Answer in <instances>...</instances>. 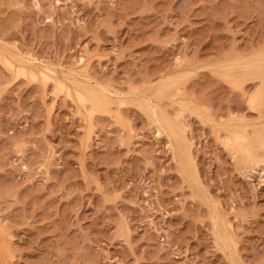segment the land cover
Wrapping results in <instances>:
<instances>
[{
    "label": "rangeland",
    "instance_id": "obj_1",
    "mask_svg": "<svg viewBox=\"0 0 264 264\" xmlns=\"http://www.w3.org/2000/svg\"><path fill=\"white\" fill-rule=\"evenodd\" d=\"M0 241V264H264V0H0Z\"/></svg>",
    "mask_w": 264,
    "mask_h": 264
},
{
    "label": "bare ground",
    "instance_id": "obj_2",
    "mask_svg": "<svg viewBox=\"0 0 264 264\" xmlns=\"http://www.w3.org/2000/svg\"><path fill=\"white\" fill-rule=\"evenodd\" d=\"M25 68V67H24ZM29 68H30V66H29ZM37 68V67H36ZM26 69V68H25ZM38 69V68H37ZM29 70V69H28ZM31 70H32V68H31ZM30 71V70H29ZM34 71V70H33ZM30 72H32V71H30ZM37 71H35L34 72V74L36 73ZM38 72H39V70H38ZM38 75V74H37ZM77 75V74H76ZM57 79V78H56ZM43 80V79H42ZM76 80V79H75ZM90 80V79H89ZM77 81V80H76ZM74 83V82H73ZM78 83H80V82H78ZM59 85V84H58ZM65 85V84H64ZM82 85V84H81ZM69 87V86H68ZM71 87V86H70ZM82 87H83V85H82ZM60 88V87H59ZM89 88H91V87H89ZM71 89V88H70ZM84 89V88H83ZM86 89V88H85ZM92 90H93V88H92ZM96 90V89H95ZM65 92V91H64ZM70 92H73V90L72 91H70ZM85 92V91H84ZM88 92V91H87ZM92 92V91H91ZM94 92V91H93ZM92 92V93H93ZM66 93V92H65ZM100 93V92H99ZM73 94V93H72ZM98 94V93H97ZM96 94V95H97ZM101 94H102V92H101ZM100 94V95H101ZM70 95V94H69ZM90 95V94H89ZM73 96V95H72ZM97 96H99V94L97 95ZM79 98L81 99V100H83V99H85L86 97H85V95H84V93H79ZM104 98H106V97H104ZM107 99V98H106ZM148 101V100H147ZM148 103V102H147ZM96 107V106H95ZM153 108V107H152ZM151 108V109H152ZM97 109H99V108H97ZM151 111V110H150ZM153 111V110H152ZM152 113H155V112H152ZM151 113V114H152ZM155 116V115H154ZM157 116H158V118H159V115L157 114ZM155 118V117H154ZM157 118V117H156ZM155 118V121L157 120ZM154 120V119H153ZM165 120V119H164ZM161 121V120H160ZM158 125H159V123L158 122H156ZM162 124H163V122H161ZM170 123V122H169ZM166 123H164V125H165ZM174 124V123H173ZM169 125V124H168ZM175 125V124H174ZM160 126V125H159ZM162 126V125H161ZM166 126V125H165ZM171 126H173L172 124H171ZM167 127V126H166ZM175 127H177V126H175ZM161 128V127H160ZM163 128V127H162ZM169 128V127H168ZM180 128V127H179ZM164 129V128H163ZM174 129V128H173ZM178 129V128H177ZM180 130V129H179ZM167 131V130H166ZM170 131V130H169ZM175 131V130H174ZM177 131V130H176ZM234 131V130H233ZM174 134H176V133H174ZM181 134V133H180ZM247 135V134H246ZM171 138L173 137L172 136V134H171V136H170ZM180 137V136H179ZM176 138V137H175ZM172 139H174V138H172ZM178 139H181V138H178ZM232 139V138H231ZM241 139H242V137H241ZM258 139H260V140H263V139H261V137H258ZM182 140V139H181ZM238 140H240V139H238ZM259 140V141H260ZM174 142H175V140H174ZM173 141H172V143H174ZM252 142V141H251ZM182 143H183V141H182ZM257 143V142H256ZM261 143V142H260ZM175 144V143H174ZM176 145V144H175ZM185 145H186V143H185ZM190 145V144H189ZM243 145H244V143H243ZM245 146V145H244ZM177 147H179V146H177ZM187 147V146H186ZM235 147V146H234ZM245 147H248V146H245ZM258 147V146H257ZM236 148V147H235ZM176 149H178V148H176ZM190 149V148H189ZM175 150V149H174ZM182 151H184V150H182ZM187 151H188V149H187ZM235 151H236V149H235ZM191 152V151H190ZM175 153H177V152H175ZM178 153H180V152H178ZM185 153V152H184ZM181 154V153H180ZM183 154V153H182ZM181 154V155H182ZM183 155H185V154H183ZM189 155H191V153L189 154ZM249 157L248 158H246V159H248L247 161H249V163L252 165V168H250L251 170H250V172H252V173H254L261 165L263 166V164H261V160L259 159H256V158H254L253 157V154H252V152L251 151H248V154H247ZM176 156V155H175ZM177 157H178V155H177ZM179 157H180V155H179ZM179 157L177 158V160L179 159ZM185 157V156H184ZM183 158V157H182ZM181 158V159H182ZM185 159V161H187V162H189L190 160H189V157H187V158H183V160ZM186 159H188V160H186ZM192 159V158H191ZM179 161V160H178ZM185 161H182V162H185ZM182 162H180V163H182ZM191 162V161H190ZM183 164V163H182ZM186 164V163H185ZM261 164V165H260ZM184 166V165H183ZM190 167V166H189ZM260 169V168H259ZM249 172V171H248ZM257 172V171H256ZM255 172V173H256ZM221 219V218H220ZM220 219H218V220H220ZM222 219H224L223 217H222ZM219 222H221V220L219 221ZM226 222V221H225ZM217 224H219L218 222H217ZM221 225H222V227L224 228L225 226H223L224 224H222V222H221ZM219 226V225H218ZM221 227V228H222ZM228 229V228H227ZM229 230V229H228ZM225 232V231H224ZM229 233V232H228ZM223 234V233H222ZM227 235V234H226ZM228 236H230V235H228ZM223 237V236H222ZM221 238V237H220ZM226 239V236L224 237V240ZM223 240V241H224ZM226 241V240H225ZM1 242V241H0ZM224 243H226V242H224ZM1 245V244H0ZM227 246H228V244H227Z\"/></svg>",
    "mask_w": 264,
    "mask_h": 264
}]
</instances>
